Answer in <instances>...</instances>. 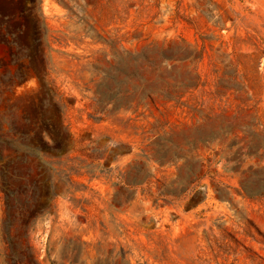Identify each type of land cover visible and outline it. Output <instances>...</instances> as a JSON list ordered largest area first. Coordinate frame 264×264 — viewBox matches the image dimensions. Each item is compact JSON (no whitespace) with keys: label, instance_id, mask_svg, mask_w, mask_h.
Returning a JSON list of instances; mask_svg holds the SVG:
<instances>
[{"label":"rangeland","instance_id":"obj_1","mask_svg":"<svg viewBox=\"0 0 264 264\" xmlns=\"http://www.w3.org/2000/svg\"><path fill=\"white\" fill-rule=\"evenodd\" d=\"M228 8L222 30L202 13ZM98 36L120 51L184 40L193 60L166 70L199 87L100 102ZM256 39L264 0H0V264H264Z\"/></svg>","mask_w":264,"mask_h":264},{"label":"trees","instance_id":"obj_2","mask_svg":"<svg viewBox=\"0 0 264 264\" xmlns=\"http://www.w3.org/2000/svg\"><path fill=\"white\" fill-rule=\"evenodd\" d=\"M226 3L230 4V1ZM202 13L213 22L215 27L221 26L220 30L226 27L227 22L230 21L234 25L238 19V15L231 8L220 9L216 15H210L212 14L210 11H202ZM97 40L112 50V55L104 53L102 58V62H104L107 68L102 72L103 77L100 85L104 88V91L100 94L98 93L99 96L102 95V99L99 100L100 102H116L118 99H133L141 91L145 99H153V96H161L166 102L176 101L180 103L186 93L196 90L199 87V84L192 85L193 79L191 75H189L190 78L180 83L177 81L172 82L170 78L173 77L166 70L167 67L173 69L178 64L193 60L196 49L184 40L181 43L176 41H156L141 49L122 51L118 49L115 43L116 41H108L99 36ZM249 44L254 50L252 55L259 56L260 64L261 58L264 55V50H262L263 43L256 39ZM236 46H240V43H236ZM203 54L204 51L199 53V57L195 59V63H200L203 60ZM197 80H200L199 75H197ZM150 82L161 85L160 93H155L151 89L147 90L141 87L142 83L149 84ZM46 90V83H44L42 91L45 92ZM53 99L58 114L64 116L66 105L62 96H59L56 90ZM125 106H129V104ZM47 128L51 130V125ZM61 129L62 131L66 130L64 128V120L61 121ZM13 148L16 152L22 151L32 156L38 154L35 149L29 146H17ZM10 196L14 198L15 194L10 193Z\"/></svg>","mask_w":264,"mask_h":264}]
</instances>
